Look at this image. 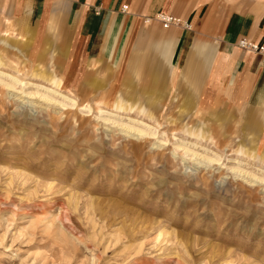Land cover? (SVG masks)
Listing matches in <instances>:
<instances>
[{
    "label": "rangeland",
    "instance_id": "rangeland-1",
    "mask_svg": "<svg viewBox=\"0 0 264 264\" xmlns=\"http://www.w3.org/2000/svg\"><path fill=\"white\" fill-rule=\"evenodd\" d=\"M233 11L264 0H208L192 29L213 43ZM182 29L145 19L73 79L61 19L34 40L0 13V264H264V103L205 95L210 65L172 80Z\"/></svg>",
    "mask_w": 264,
    "mask_h": 264
},
{
    "label": "crops",
    "instance_id": "crops-1",
    "mask_svg": "<svg viewBox=\"0 0 264 264\" xmlns=\"http://www.w3.org/2000/svg\"><path fill=\"white\" fill-rule=\"evenodd\" d=\"M8 1L0 0V13L12 15L19 25L18 32L22 38L40 39L56 19H61L63 34L59 46L66 56L64 72L73 79L81 77L87 63L118 60L127 47L131 33L143 20L155 18L159 14L179 15L178 7L186 2L14 0L11 14ZM207 1L198 0L191 8L186 17V22H190V30L169 33L171 37L163 49V55L172 69V80L179 72H187L190 80L195 83L201 80L210 65L205 95L218 88L223 90L227 101L232 104L264 103V54L250 53L238 47L242 38L264 46V14L231 12L219 31L210 29L208 38L213 43H207L205 36H202L204 40L201 41V35H197L192 29L193 26L198 28ZM124 7L127 9L124 10ZM5 22L9 24L10 20L5 19ZM212 48L208 59L207 51ZM125 57L127 58V52ZM125 57L121 72L126 63ZM131 65L137 72L140 62L136 60ZM152 79L153 86H156L159 74L153 72ZM252 127L253 124L246 123L245 128L250 130Z\"/></svg>",
    "mask_w": 264,
    "mask_h": 264
},
{
    "label": "built area",
    "instance_id": "built-area-1",
    "mask_svg": "<svg viewBox=\"0 0 264 264\" xmlns=\"http://www.w3.org/2000/svg\"><path fill=\"white\" fill-rule=\"evenodd\" d=\"M127 7H124V10H126ZM156 19H158L163 28L168 30L171 27L175 26V27H181L185 30H190L191 26L188 24V22H182L181 19L171 15V14H159L155 17ZM238 47L250 52V53H255V54H264V46L263 45H259L258 43H256L253 40L247 39V38H242L241 40H239L238 42Z\"/></svg>",
    "mask_w": 264,
    "mask_h": 264
},
{
    "label": "bare ground",
    "instance_id": "bare-ground-1",
    "mask_svg": "<svg viewBox=\"0 0 264 264\" xmlns=\"http://www.w3.org/2000/svg\"><path fill=\"white\" fill-rule=\"evenodd\" d=\"M54 85V84H53ZM62 85L60 82H56V88H61ZM118 98V97H117ZM116 103V102H115ZM116 105V104H115ZM117 106V105H116ZM119 108H123V106H118Z\"/></svg>",
    "mask_w": 264,
    "mask_h": 264
}]
</instances>
